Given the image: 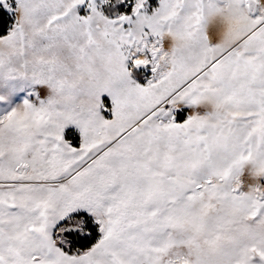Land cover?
<instances>
[{"label": "snow or ice", "instance_id": "6c2138e0", "mask_svg": "<svg viewBox=\"0 0 264 264\" xmlns=\"http://www.w3.org/2000/svg\"><path fill=\"white\" fill-rule=\"evenodd\" d=\"M0 264H264V0H0Z\"/></svg>", "mask_w": 264, "mask_h": 264}]
</instances>
